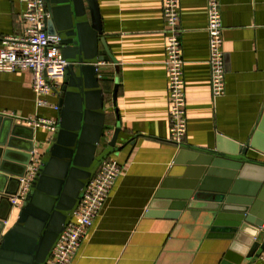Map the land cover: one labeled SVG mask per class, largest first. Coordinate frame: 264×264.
Masks as SVG:
<instances>
[{
	"label": "crops",
	"instance_id": "crops-1",
	"mask_svg": "<svg viewBox=\"0 0 264 264\" xmlns=\"http://www.w3.org/2000/svg\"><path fill=\"white\" fill-rule=\"evenodd\" d=\"M98 3L102 36L114 58L99 63V76L110 80L113 88L118 84L116 105L112 98L106 104L105 127L111 135L101 139L98 151L119 127L116 149L110 156L117 158L122 173L72 264H220L231 240L207 236L214 213L188 210L178 219L159 215L158 208L153 210L157 214L148 213L169 174L172 179L182 178L187 170L185 164H174L181 147L170 139L163 0ZM24 9L20 0H0V47L4 36L22 31ZM220 10L227 73L225 91L214 99L207 2L180 0L185 143L209 149L218 137L225 136L249 145L248 155L264 161V0H220ZM35 96L30 70L0 69V115L32 129H11L17 155L9 157L17 168L29 165L33 149L29 157L19 155L25 153L23 145L29 136L41 157L53 137L47 128L32 126L24 118H58V110L51 106L38 107ZM49 99L59 103L56 96ZM9 178L3 184L12 189ZM18 211L11 208L6 228L14 223ZM252 264H262L261 255Z\"/></svg>",
	"mask_w": 264,
	"mask_h": 264
},
{
	"label": "water",
	"instance_id": "water-1",
	"mask_svg": "<svg viewBox=\"0 0 264 264\" xmlns=\"http://www.w3.org/2000/svg\"><path fill=\"white\" fill-rule=\"evenodd\" d=\"M45 5L49 12L45 28L61 37L62 55L68 62L57 129L16 220L6 228L13 207L10 196L16 194L27 169L10 161L17 155L11 129L29 127L14 125L12 118L0 115V264H46L87 184L116 149L119 132L117 127L107 146L98 151L107 104L99 63L114 59L102 36L98 0H45ZM117 96L115 83L114 106ZM29 137L23 145L25 153L19 152L22 157H29L34 147ZM248 151L249 145L225 136L209 149L185 143L174 161L187 166L184 176L172 179L169 174L148 213L157 214L153 210L158 208L159 215L175 219L188 210L214 213L207 236L231 240L220 264H244L249 259L252 264L264 250V161L250 157ZM8 178L12 189L3 184Z\"/></svg>",
	"mask_w": 264,
	"mask_h": 264
},
{
	"label": "built area",
	"instance_id": "built-area-1",
	"mask_svg": "<svg viewBox=\"0 0 264 264\" xmlns=\"http://www.w3.org/2000/svg\"><path fill=\"white\" fill-rule=\"evenodd\" d=\"M25 9L21 14L23 29L18 34L4 36L0 47V69L9 71L30 70L31 86L35 92L38 107L51 106L59 110V103H52L50 96L59 98L67 61L61 51V37L48 33L46 19L49 12L45 0H20ZM207 2V33L209 43L210 87L213 98L222 95L226 87V63L223 49V21L220 0ZM165 19L166 58L168 73L170 139L183 147L187 134L186 90L184 78L185 59L183 56L181 33L180 0H163ZM28 124L44 127L53 134L58 118L28 116ZM109 139V138H108ZM42 157L33 148L27 169L20 177V186L11 197L14 208H22L33 180L38 174ZM122 173V168L114 156H107L87 184L71 220L58 238L46 264H72L83 240L102 210L110 192ZM264 264V250L261 254Z\"/></svg>",
	"mask_w": 264,
	"mask_h": 264
},
{
	"label": "trees",
	"instance_id": "trees-1",
	"mask_svg": "<svg viewBox=\"0 0 264 264\" xmlns=\"http://www.w3.org/2000/svg\"><path fill=\"white\" fill-rule=\"evenodd\" d=\"M101 84L105 92L106 100L109 101L112 98L113 89H114L112 82L108 79L101 78ZM110 135H111V129L105 127L103 130V136L109 137Z\"/></svg>",
	"mask_w": 264,
	"mask_h": 264
}]
</instances>
